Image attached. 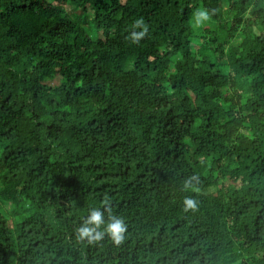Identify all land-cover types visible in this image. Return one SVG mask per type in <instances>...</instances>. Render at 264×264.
I'll list each match as a JSON object with an SVG mask.
<instances>
[{
    "label": "trees",
    "instance_id": "1",
    "mask_svg": "<svg viewBox=\"0 0 264 264\" xmlns=\"http://www.w3.org/2000/svg\"><path fill=\"white\" fill-rule=\"evenodd\" d=\"M0 264H264V0H0Z\"/></svg>",
    "mask_w": 264,
    "mask_h": 264
},
{
    "label": "clouds",
    "instance_id": "2",
    "mask_svg": "<svg viewBox=\"0 0 264 264\" xmlns=\"http://www.w3.org/2000/svg\"><path fill=\"white\" fill-rule=\"evenodd\" d=\"M212 13L207 9H201L194 13V26L200 27L210 21ZM142 21H137V27L142 25ZM145 32H132L131 38L134 42L143 38ZM186 187H193L191 181L186 182ZM185 210H195L197 208V201L192 197L185 198ZM107 212V215H106ZM127 231V224L125 220L112 213L110 205L105 209L93 208L83 226L78 229L80 239L87 238L89 241H99L104 238L105 234L111 236L112 240L119 244L124 240V234Z\"/></svg>",
    "mask_w": 264,
    "mask_h": 264
},
{
    "label": "rangeland",
    "instance_id": "3",
    "mask_svg": "<svg viewBox=\"0 0 264 264\" xmlns=\"http://www.w3.org/2000/svg\"><path fill=\"white\" fill-rule=\"evenodd\" d=\"M204 25H205V24H204ZM192 27H193L194 29H196V30H201V29H203V25L200 26V27H195V26H194V19H193V21H192Z\"/></svg>",
    "mask_w": 264,
    "mask_h": 264
}]
</instances>
